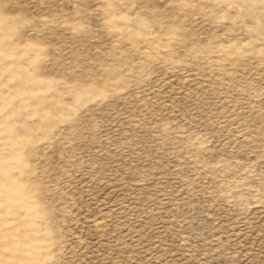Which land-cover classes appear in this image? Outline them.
Here are the masks:
<instances>
[{"label": "rangeland", "instance_id": "obj_1", "mask_svg": "<svg viewBox=\"0 0 264 264\" xmlns=\"http://www.w3.org/2000/svg\"><path fill=\"white\" fill-rule=\"evenodd\" d=\"M0 264H264V0H0Z\"/></svg>", "mask_w": 264, "mask_h": 264}]
</instances>
